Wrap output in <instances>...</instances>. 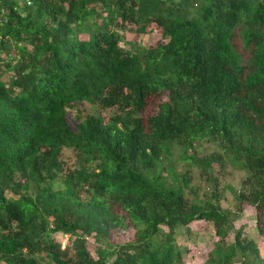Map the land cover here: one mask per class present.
Segmentation results:
<instances>
[{
	"label": "trees",
	"instance_id": "16d2710c",
	"mask_svg": "<svg viewBox=\"0 0 264 264\" xmlns=\"http://www.w3.org/2000/svg\"><path fill=\"white\" fill-rule=\"evenodd\" d=\"M0 12V264H182L178 237L200 221L216 239L203 264H264L237 224L251 206L264 237V0H0ZM117 23L161 38L126 50ZM233 170L228 210L220 177ZM119 229L135 240L112 244Z\"/></svg>",
	"mask_w": 264,
	"mask_h": 264
},
{
	"label": "rangeland",
	"instance_id": "374dc122",
	"mask_svg": "<svg viewBox=\"0 0 264 264\" xmlns=\"http://www.w3.org/2000/svg\"><path fill=\"white\" fill-rule=\"evenodd\" d=\"M101 11V9H99ZM118 24V23H117ZM115 29L119 31L122 36V46L126 50L135 51L140 47H152L157 44L158 40L161 38L158 31L153 28H149L147 33L139 34L137 32V27L130 23H119L115 25ZM15 58L11 61L12 65H15L18 62L20 53L18 51L13 52ZM2 72L6 74L4 77L5 81L11 80V76L14 74L8 70L6 67L2 68ZM115 110H107L102 112L103 116L106 119H109ZM202 149L205 151H212L213 146L211 144H204ZM67 164H73L76 162L77 157L73 152H68ZM243 174L233 170L231 173H228L226 177H220V185L223 191L225 192L224 200L221 202V205L224 209L234 210V192L239 189V184ZM61 186V181H56L54 187L58 188ZM230 188L233 190L230 191ZM220 188V189H221ZM221 189V190H222ZM241 220L237 223L238 225L244 224L245 234L254 239L259 248L261 257L264 259V237L259 236L255 228V214L254 209L251 206L246 205L244 212L241 215ZM59 236V234H57ZM56 235V236H57ZM62 236L60 235L59 238ZM63 241L61 242V249L68 252L69 257H75V248L70 244V237L63 236ZM135 240V233L128 230H117L116 233L111 237V243L114 245L126 244L128 242ZM214 230L210 223L200 221L195 222L191 225L190 230L186 228L182 229L181 235L178 237V243L182 247H187L189 252L183 254L182 264H203L208 259V253L211 251L215 244ZM94 245L90 243V248H93ZM50 264V263H49Z\"/></svg>",
	"mask_w": 264,
	"mask_h": 264
},
{
	"label": "built area",
	"instance_id": "2783aa9c",
	"mask_svg": "<svg viewBox=\"0 0 264 264\" xmlns=\"http://www.w3.org/2000/svg\"><path fill=\"white\" fill-rule=\"evenodd\" d=\"M28 5H31V2H28ZM2 13L0 12V22H1Z\"/></svg>",
	"mask_w": 264,
	"mask_h": 264
}]
</instances>
